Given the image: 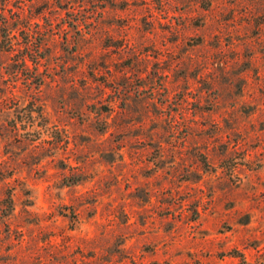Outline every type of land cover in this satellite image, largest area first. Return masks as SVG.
<instances>
[{
    "label": "rangeland",
    "instance_id": "rangeland-1",
    "mask_svg": "<svg viewBox=\"0 0 264 264\" xmlns=\"http://www.w3.org/2000/svg\"><path fill=\"white\" fill-rule=\"evenodd\" d=\"M0 264H264V0H0Z\"/></svg>",
    "mask_w": 264,
    "mask_h": 264
}]
</instances>
